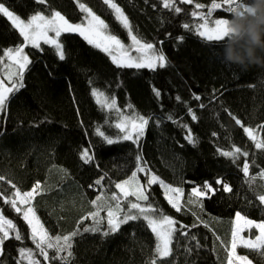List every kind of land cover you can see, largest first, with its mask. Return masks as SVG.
I'll list each match as a JSON object with an SVG mask.
<instances>
[{"label": "trees", "instance_id": "1", "mask_svg": "<svg viewBox=\"0 0 264 264\" xmlns=\"http://www.w3.org/2000/svg\"><path fill=\"white\" fill-rule=\"evenodd\" d=\"M80 2L99 15L112 34L130 43L127 30L101 0ZM238 2L244 4L246 0ZM0 3L24 20L37 11L49 15L55 10L75 24L84 15L74 0H47L46 6L35 0H0ZM115 3L126 14L133 34L163 50L167 66L155 71L118 69L109 56L78 34L61 36L66 56L63 61L53 54L50 46L42 44L43 51L27 46L25 53L31 63L23 72L24 87L11 95L0 116V176L5 177V181H0V189L10 194L13 189L7 181H11L21 192H27L39 182L41 192L32 202L36 213L51 235H64L76 229L81 217L95 211L91 201L97 195L119 192L115 184L128 180L137 171L136 157L140 155L139 163L145 171L138 172L142 185L150 193L148 202L177 221L173 254L165 264H226L236 213L257 223L264 221V205L257 199V194H264V187L257 179L254 191L250 190L240 171L245 159L250 164L255 161L250 175L264 169V152L254 147L234 119L254 129L258 140H264V67L243 70L224 63L217 55L222 42H209L182 27L189 24L195 29L205 23L213 28L215 20L228 21L232 13L226 11L224 0H192L191 4L177 0L176 6L182 9L178 15L164 9L160 0H115ZM213 3L222 6L212 9ZM197 4L201 5L199 9ZM192 12L200 16L193 17ZM23 43L18 31L0 15V57H4L0 70L7 63L4 51ZM0 78L9 85L12 83L3 74ZM92 88L115 96L124 115L135 112L152 118L138 145L123 140L108 145L95 134L99 127L113 139L122 135L115 127L120 115L101 109L91 95ZM153 88L160 91V97L154 95ZM194 96L201 99L195 100ZM129 104L132 109L127 108ZM189 107L197 120L191 119ZM169 114L177 122L166 119ZM182 125H187V129ZM188 129L194 142L186 138ZM233 146L249 152V156L233 163L220 155ZM83 149H90L92 162L85 164L80 159ZM152 175L183 189L180 202L184 210L177 212L168 203L159 183L148 186ZM101 177L104 179L96 184ZM217 179L230 185L233 191L220 190L211 198H204L202 208L185 203L193 187L203 186L207 181L217 188ZM0 209L27 236L24 221L2 202ZM90 223L91 220L84 221V225ZM181 225L185 227L181 229ZM181 231L188 234L181 235ZM254 234L257 230L251 236ZM155 245V234L145 222H130L108 237L99 233L76 237L72 264H146L154 256ZM20 247L34 248V245L27 239L6 241L3 264H16ZM238 253L254 264H264V256L257 252L238 247ZM36 259L46 264L38 254Z\"/></svg>", "mask_w": 264, "mask_h": 264}, {"label": "snow or ice", "instance_id": "2", "mask_svg": "<svg viewBox=\"0 0 264 264\" xmlns=\"http://www.w3.org/2000/svg\"><path fill=\"white\" fill-rule=\"evenodd\" d=\"M35 2L40 5H47V0H35ZM74 2L84 14L81 22L75 24L70 22L59 11L55 10H52L49 15L37 11L27 20H24L10 11L3 3H0V15L7 18L11 27L18 31L24 41L23 44L16 48H9L4 51V56L14 61L18 66V71L8 76V79L12 81L10 85L6 83L4 79L0 78V114L5 112L6 106L10 102L11 95L24 87L23 72L31 63L28 56L23 54L24 47L30 46L43 51L41 48L42 44L50 46L53 50V54L59 60L63 61L66 58L64 46L60 40L63 34H78L89 45L109 56L111 62L118 69H135L137 71L147 69L155 71L157 68H164L167 66V58L162 49H157L152 43L143 42L137 35L133 34L132 26L127 16L119 5L115 3V0H101V3L113 13L114 18L127 30L130 38V44L128 45H125L118 36L112 34L107 23L93 12L91 8L81 3L80 0H74ZM160 2L164 9L170 10L177 15L182 12L181 7L176 6L177 0H160ZM179 2L191 4L192 0H179ZM224 4L227 5L226 11L230 13L244 6V4L239 3L238 0H224ZM221 6L222 5L219 3H213L212 9H217ZM200 7L201 5H196L197 9ZM212 9L209 10V14ZM191 15L193 17L200 16L197 12H192ZM201 19L206 20L207 18L201 17ZM214 24L215 27L213 28L206 27L205 23L199 24L195 29L191 28L189 24H183L182 27L185 30L194 31L199 37L209 42H222L228 34V21L218 19L214 21ZM182 39V37L178 38L179 41H182ZM3 59L4 57H0V62H2ZM153 92L156 97H160L161 93L158 89L153 88ZM91 95L95 98V102L101 109H106L109 112L115 111L120 115L119 120L115 123V127L119 130V133H122V135L113 139L97 127L95 129V134L102 138L108 145L115 144L120 140L132 141L134 144L138 145L140 137L143 136L144 130L152 118H146L135 112L124 115L123 110L118 107L115 96H108L97 88L91 89ZM193 98L195 100L201 99L199 96H194ZM179 99L180 98L177 97V100ZM200 107L203 108L204 105L201 104ZM127 108L132 109V105H127ZM187 111L192 120H197V116L191 107H189ZM166 119L177 122L173 120L171 114H169ZM234 119L237 125L243 127L248 138L254 143V147L264 152V140H258L254 129L244 127L239 119ZM182 126L187 129V125ZM213 135H215V133ZM186 138L189 142H194L190 129H188ZM220 155L228 157L233 163H236L242 156L248 157L249 152L242 151L239 147L233 146L232 150L221 151ZM80 159L85 164L92 162L93 156L90 154V149H83L80 154ZM136 159L138 161L137 171L144 172L145 168L139 163L142 161V156L137 155ZM254 164L255 161H252L250 164L248 160L245 159L242 168H240L245 178L244 183L253 191L257 179L261 181V187H264V169H261L254 175H250V167ZM137 171H133L128 180L115 184V188L119 190V194L117 192H112L109 196H105L103 193L97 195V197L91 201L95 211L88 213L87 216L81 217L77 222L76 229L64 235L57 234L55 236L51 235L44 227V224L36 215V209L32 203L35 196L41 192L40 183L37 182V184L27 192H21L11 181H7L13 191L10 194H6L4 190L0 189V202L9 206L11 210L24 221L28 228V232L27 236H25L12 219L4 216L3 209H0V264H3L2 258L5 255V242L8 240L23 242L25 239L31 241L34 248H18L17 252L19 259L16 261V264H23L24 260H27L28 264H40V261L36 259L37 254L43 257L46 264H52L54 261H60L61 264H72V248L76 237L81 236L83 233H99L103 237H108L118 233L123 225L136 221L145 222L146 227L149 228L156 237L154 256L151 260L147 261L146 264H165L166 259L173 254L172 242L177 233V221L172 217L163 215L160 209H157L148 202L150 193L147 192V189L143 185L137 183L135 190H129V188L125 187L129 185L130 182L136 181ZM103 179V177L98 179L96 184H100ZM0 181H5V177L0 176ZM156 183H159L165 190V198L177 212L184 210V206L180 202L183 197V189L167 185L155 175H152L147 181L149 187ZM215 183L219 187L213 188L207 181L203 186L193 187L185 203H193L202 208L204 198H211L212 195H215V193L220 190L226 193H231L233 191L231 186L224 183L222 180L217 179ZM169 193H173L175 196L169 195ZM129 197H134V199L129 200ZM257 199L260 204L264 205V194H257ZM109 201L114 202V204L109 203ZM102 212L105 213V215L102 216ZM235 219L236 226L231 234L232 238L228 246V259L226 264H234V262H236V264H251L248 257L238 255L236 249L239 246L264 256V221L257 223L256 221L243 217L239 212L236 213ZM86 220H91V223L89 225H84V221ZM82 225L84 226L81 227ZM184 227L183 225L180 226L181 229ZM253 228L258 230V234H254V236L248 238L241 235L245 230L251 232ZM180 234L187 235L188 233L181 231ZM192 239H195V237ZM197 246L199 245L197 244ZM49 251L52 252V255H49ZM188 251L191 252V249H188Z\"/></svg>", "mask_w": 264, "mask_h": 264}, {"label": "clouds", "instance_id": "3", "mask_svg": "<svg viewBox=\"0 0 264 264\" xmlns=\"http://www.w3.org/2000/svg\"><path fill=\"white\" fill-rule=\"evenodd\" d=\"M218 57L243 70L264 67V0H246L228 19Z\"/></svg>", "mask_w": 264, "mask_h": 264}, {"label": "rangeland", "instance_id": "4", "mask_svg": "<svg viewBox=\"0 0 264 264\" xmlns=\"http://www.w3.org/2000/svg\"><path fill=\"white\" fill-rule=\"evenodd\" d=\"M124 12V11H123ZM125 14V13H124ZM126 15V14H125ZM74 24V23H73ZM207 26V25H206ZM212 27H215V25H213ZM209 28V27H208ZM124 43V42H123ZM125 45H128V44H130V43H124ZM26 47H24V49H23V54H25L26 55ZM7 59V63L4 65V67L2 68V70H0V76L3 74V76L6 78V80H8V76L11 74V73H15V72H17L18 71V66L14 63V61H12V60H9V58L7 57L6 58ZM11 83V82H10ZM0 116H1V114H0ZM141 138V137H140ZM141 179H140V177H139V172L137 171V179H136V181H134V182H130V184L129 185H126L125 187H127V188H129V190H135V186H136V184L137 183H139V184H143V182L142 181H140ZM142 182V183H141ZM165 183V182H164ZM165 184H167V183H165ZM168 185V184H167ZM172 187H174V186H172ZM175 188H177V187H175ZM119 191V190H118ZM165 191V190H164ZM118 194H119V192H117ZM169 195H172V196H175V194H173V193H169ZM134 199V197L133 198H129V200H133ZM109 203H113L114 204V202H111V201H109ZM36 215L38 216V214L36 213ZM39 217V216H38ZM42 222V221H41ZM242 223V222H241ZM236 226V219H235V225H234V227ZM253 230H257V229H255V228H253L252 230H251V232H249L248 230H245L244 232H242L241 233V235H243V236H245V238H248V237H250L251 236V233H252V231ZM257 234H258V230H257ZM239 247V246H238ZM238 247H237V249H236V253L238 254V255H240L239 253H238ZM241 256H244V255H241ZM248 260H250L249 258H248ZM251 261V260H250ZM234 264H236V262H234ZM251 264H254L252 261H251Z\"/></svg>", "mask_w": 264, "mask_h": 264}]
</instances>
